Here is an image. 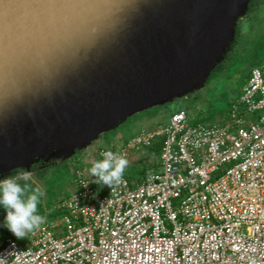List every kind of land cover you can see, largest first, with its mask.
<instances>
[{
  "label": "water",
  "instance_id": "95a60500",
  "mask_svg": "<svg viewBox=\"0 0 264 264\" xmlns=\"http://www.w3.org/2000/svg\"><path fill=\"white\" fill-rule=\"evenodd\" d=\"M252 1L0 0V179L204 89Z\"/></svg>",
  "mask_w": 264,
  "mask_h": 264
},
{
  "label": "built area",
  "instance_id": "2783aa9c",
  "mask_svg": "<svg viewBox=\"0 0 264 264\" xmlns=\"http://www.w3.org/2000/svg\"><path fill=\"white\" fill-rule=\"evenodd\" d=\"M157 139L158 167L133 187L122 175L100 194L76 171L61 216L0 238V264H264V65L227 119L192 123L181 109L115 153L127 168Z\"/></svg>",
  "mask_w": 264,
  "mask_h": 264
},
{
  "label": "rangeland",
  "instance_id": "374dc122",
  "mask_svg": "<svg viewBox=\"0 0 264 264\" xmlns=\"http://www.w3.org/2000/svg\"><path fill=\"white\" fill-rule=\"evenodd\" d=\"M242 32L235 48L236 53L232 55L233 60H230L232 64L230 65L229 61L222 70L213 71V73H211L212 75L205 83L204 89L194 91L186 98L177 99L173 103L134 115L117 129L101 135L98 140L92 143L87 149L79 151L77 156L66 163L64 166V168L66 167V169H64L66 173L65 176L70 177L73 167L82 168L85 174L95 181L97 177L92 176L88 172V169L98 160V158H96V150L120 146L125 137L135 135L143 130L155 129L165 124L169 116L179 108L187 112L189 120L192 123L215 124L220 120L227 119L231 108L230 102L240 96L242 78L247 71V65H242L243 58L240 56V52L243 51L244 54L249 53L253 44L264 37V0H259L255 6H253L252 12L243 22ZM234 61L235 63H233ZM144 156H147L149 161L148 167L158 165V157L154 155H145L144 149L137 154H133L131 161H137ZM25 172L29 175L27 183L30 189L32 187H39L43 191L44 194L40 197L39 201L46 213L47 201L50 197L46 193L45 186L40 182H36L30 171L28 172L25 170ZM73 176L74 175H72V178ZM21 183L23 184L24 181L21 180ZM99 185L101 188L104 184L100 182ZM62 188L69 193L74 191V185H70L69 187L67 184L62 183ZM50 212L52 213L53 211ZM0 213H2V215H0V225H2L5 216L4 210L0 209ZM44 221L47 220L43 217L42 222ZM5 232H7V229L0 226V236L5 235ZM8 235L12 234L9 232ZM24 239L25 237L19 241H23Z\"/></svg>",
  "mask_w": 264,
  "mask_h": 264
},
{
  "label": "trees",
  "instance_id": "16d2710c",
  "mask_svg": "<svg viewBox=\"0 0 264 264\" xmlns=\"http://www.w3.org/2000/svg\"><path fill=\"white\" fill-rule=\"evenodd\" d=\"M258 1L259 0H253L250 3V5L248 7V10H247V14L238 22L234 43L232 44V46L230 48V51L227 53V55H226L225 59L223 60V62L221 64H219L214 71L222 70L223 68L226 67L225 65L227 64V62H229L230 60H233V56L232 55L234 53H236L235 52V48H236V46L238 44V41H239L238 38L240 37L241 33H243L242 32L243 22L250 15V13L252 12L253 6H255V4ZM240 54H241L240 56L243 58L242 65H247V72L242 78V86H243L247 82V80L249 79L251 71L254 68H260V67H262L264 65V37L261 38L260 41L258 40L256 43L253 44V47L251 48L249 53H245L244 54V52L241 51ZM233 63H235V61ZM231 64H232V61H230V65ZM235 100H232L230 102V107L231 108H232V105L235 102ZM231 108H230V110H231ZM178 110H181V108H179ZM178 110H176V111H178ZM229 113H230V111H229ZM221 121L222 120H220L219 122H221ZM193 123H197V122H193ZM202 124L211 125V123H202ZM141 132H139V133H137L135 135L129 136V137H125L123 142H122V144L120 146H113V147L105 149V150H111L114 153L118 152L127 144L128 141H130L131 139L137 137ZM161 145H162V140H160V139L155 140L152 146L144 149L145 155H154V156L158 157L159 153H160V150H161ZM77 154H78V152L76 153V155H74L69 160H65V161L58 160V161H54V162H52L50 164H45L43 162H40L39 164L38 163L34 164L31 167V170L33 172L34 180L36 182H40L42 185L45 186L46 193L50 197L48 199V201H47V211H46V213H45V209L43 208V206L40 203V201L37 204V213L36 214L41 216L42 218L44 217L47 221H52L54 219H57L59 216H61V212L53 210L54 206L57 203L63 201L67 197H69V195H70V193L67 190L62 188V183H65V184H67L70 187V185H74V176H75L76 171L81 170L82 172H84V170L82 168L80 169V168H74L73 167V169H71L72 171H71L70 177L65 176L66 173H65L64 169H66V167L64 168V166L66 165V163L68 161H71L75 156H77ZM96 158H98V160L101 159L99 157H96ZM148 164H149V161L147 159V156H144L143 158L135 161L133 164H130L123 171L122 175L128 180L130 185L133 187L136 182H138V181H140L142 179V177L144 176L146 170H148L150 168L156 169L158 167V165L154 166V167L153 166H151V167L149 166L148 167ZM41 166H43V167H41ZM19 170L25 171L24 169H19ZM17 171L18 170L12 172L9 175H13ZM72 175H74L73 178H72ZM20 183H21V181H20ZM99 184H100V181L97 178L94 181V186L96 187V189L98 190V192L100 194H105V192L111 186V184L110 185H105L104 184L100 188ZM50 211H53V212L51 213ZM8 234H9V232L7 231V232H5V235L0 236V238H2L4 236H8Z\"/></svg>",
  "mask_w": 264,
  "mask_h": 264
},
{
  "label": "clouds",
  "instance_id": "9594fccd",
  "mask_svg": "<svg viewBox=\"0 0 264 264\" xmlns=\"http://www.w3.org/2000/svg\"><path fill=\"white\" fill-rule=\"evenodd\" d=\"M102 159L95 161L88 172L98 178L105 185L119 182L128 161L123 155H118L111 150L100 153ZM24 183H20V181ZM29 175L23 170L0 179V209L5 216L2 225L17 240L31 233L42 222V217L37 215V204L43 191L39 187L30 189L27 181Z\"/></svg>",
  "mask_w": 264,
  "mask_h": 264
},
{
  "label": "flooded vegetation",
  "instance_id": "af4514ba",
  "mask_svg": "<svg viewBox=\"0 0 264 264\" xmlns=\"http://www.w3.org/2000/svg\"><path fill=\"white\" fill-rule=\"evenodd\" d=\"M246 72H247V71H246ZM246 72H245V74H246ZM39 163H40V162H39ZM39 163H38V164H39ZM41 167H43V166H41ZM41 167H40V168H41ZM30 172H31V175L33 176V172H32L31 169H30Z\"/></svg>",
  "mask_w": 264,
  "mask_h": 264
}]
</instances>
